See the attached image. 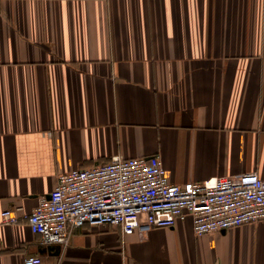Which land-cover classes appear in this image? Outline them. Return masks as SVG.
I'll return each instance as SVG.
<instances>
[{"label":"crops","instance_id":"1","mask_svg":"<svg viewBox=\"0 0 264 264\" xmlns=\"http://www.w3.org/2000/svg\"><path fill=\"white\" fill-rule=\"evenodd\" d=\"M159 155L171 183L264 179V0H0V215L58 176ZM1 222V218H0ZM264 264V222L198 236L0 224V264Z\"/></svg>","mask_w":264,"mask_h":264},{"label":"built area","instance_id":"2","mask_svg":"<svg viewBox=\"0 0 264 264\" xmlns=\"http://www.w3.org/2000/svg\"><path fill=\"white\" fill-rule=\"evenodd\" d=\"M22 208L1 212V225L25 220L44 247L66 250L74 233L111 225L122 234H147L191 220L198 236L264 222V179L256 173L171 183L159 155L114 157L110 162L58 176L55 189L30 214ZM23 264L46 262L28 256Z\"/></svg>","mask_w":264,"mask_h":264},{"label":"water","instance_id":"3","mask_svg":"<svg viewBox=\"0 0 264 264\" xmlns=\"http://www.w3.org/2000/svg\"><path fill=\"white\" fill-rule=\"evenodd\" d=\"M56 248L60 250V248H59V247H56Z\"/></svg>","mask_w":264,"mask_h":264}]
</instances>
